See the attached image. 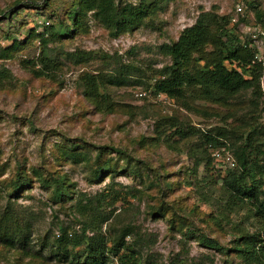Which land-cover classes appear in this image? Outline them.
<instances>
[{
	"label": "rangeland",
	"instance_id": "rangeland-1",
	"mask_svg": "<svg viewBox=\"0 0 264 264\" xmlns=\"http://www.w3.org/2000/svg\"><path fill=\"white\" fill-rule=\"evenodd\" d=\"M121 1L140 0H116ZM151 1L157 3L154 14L140 27L117 37L110 36L88 13L84 31L76 32L72 38L48 42L49 54L57 62L53 78H37L21 65L22 59L39 55L40 39L29 41L12 58L0 60V68L5 67L12 75L0 87V210L9 201L16 211L34 221L29 250L32 256L0 245V264H59L48 261V250L34 253L40 241L45 236L53 240L60 226L69 232L79 231V202L84 204L85 197L115 190L123 198L111 206H102L109 220L101 224V231L112 237L114 231L117 234L121 227L132 224L144 239L143 259L155 264H254L246 263L233 248L240 242V235L261 232L264 224L253 216L247 204L228 200L221 187L226 164L214 161L202 132L221 127L233 132L226 140L228 144H240L243 140L239 137L247 135L255 123L264 126V92L257 98L246 90L223 102L188 93L191 108L187 109L175 99L156 94L153 84L160 77L159 70L171 63L159 46L176 41L202 12L227 15L231 18L227 28L242 40L251 33L258 34L255 46L264 52V0ZM71 3L72 0H0V21L6 12L16 9L17 26L22 27L18 37L45 33V25L67 20ZM238 6L242 12L237 11ZM8 27L6 22L0 25L1 47L10 43L2 36ZM204 49L209 51L210 46ZM75 50L97 53L99 57L74 64L64 53ZM85 73H121L127 77L125 85L99 87L107 94L111 110L84 95L80 77ZM188 125L198 133L184 139L174 133L177 127ZM67 143L88 150L91 161L100 151L102 159L113 158L115 172H105L93 180V162L74 164L62 156V147ZM110 147L121 149L134 160L128 165L134 173L127 172L126 159ZM233 151L231 148L232 154ZM32 167L45 177L64 175L73 183L71 200L65 204L54 202L50 188L41 186ZM21 169L32 181L17 195L8 196V185ZM156 209H162L164 218L152 214ZM187 228L194 234H186ZM197 234L215 239L228 251L204 247ZM134 238L135 235L127 237V241L133 242Z\"/></svg>",
	"mask_w": 264,
	"mask_h": 264
},
{
	"label": "trees",
	"instance_id": "trees-1",
	"mask_svg": "<svg viewBox=\"0 0 264 264\" xmlns=\"http://www.w3.org/2000/svg\"><path fill=\"white\" fill-rule=\"evenodd\" d=\"M19 2H17L18 4ZM46 4V3H44ZM250 6L252 3H249ZM31 9L26 7L25 10ZM157 9V3L151 0H140L138 3L128 1L117 3L116 0H72L71 7L67 11V20H60L56 24L45 25V33H25L18 37L22 27L17 26L18 12L8 11L4 19L0 21L8 24L7 30L2 33L4 39L9 41L6 47L0 46V60H7L19 50L25 48L32 39H40L41 51L33 59H22L21 65L28 68L30 73L37 77L53 78L57 69L56 60L51 57L48 50V42L62 38H72L76 32L85 30L88 13L97 20L112 37L131 31L144 24ZM257 18L261 15L257 13ZM231 18L227 15H218L216 12H202L195 22L185 27L177 40L172 43H163L159 50L163 55L171 58V63L162 67L158 74L159 79L153 84L156 94H164L175 99L183 107L190 109L187 94L198 96L214 102H223L236 97L243 91L251 90L255 97L262 95L261 77L264 73L262 64L255 60L257 48L251 34L246 40L227 28ZM254 32V31H253ZM22 34V33H21ZM258 35V34H257ZM210 46V50L204 48ZM68 61L74 64L87 62L97 53L90 51H67L64 53ZM198 56V57H197ZM100 57L106 58L105 54ZM200 62V63H199ZM38 66V67H36ZM12 79V75L5 67L0 68V87L4 82ZM84 86V95L95 101L96 105H105V109L111 110L106 93L100 92L99 87L105 85H125L127 77L121 73L114 75H93L85 73L80 77ZM174 133L181 139L188 135L197 134L198 130L193 126L177 127ZM233 132L224 128L216 131L202 132L206 146L216 163L224 164L214 156L215 152L222 155L231 154L234 167L227 168V173L221 180V187L227 194L228 200L234 203L247 204L253 216L264 224V126L255 123L244 137L243 141L235 145L228 144ZM263 137V141L259 138ZM235 146V147H234ZM234 150L233 154L230 152ZM121 158L126 159L127 172L135 170L128 165L134 161L121 149L110 147ZM62 156L72 163L88 164L93 162V180L100 178L105 172L113 174L115 163L113 158L102 159L101 151L97 152L93 161L88 150H83L78 144L67 143L62 147ZM234 155V156H233ZM209 162V159L207 160ZM32 173L44 188H50L51 199L60 204H65L72 198L73 183L66 180L64 175L45 177L38 168L32 167ZM32 179L26 171L17 170L8 187L10 195H17ZM116 193V194H114ZM122 199L118 191L103 192L97 196L85 197V203L79 202L80 230L67 227H59V235L48 241L45 236L39 243V249L34 253L48 250L50 259L57 263L69 264H111L115 258V264H155L151 259H143L141 244L142 236L132 224L123 226L118 233L115 231L107 237L101 231V224L109 220L106 209L102 206H111L114 201ZM8 201L6 207L0 210V245L7 250H14L31 255V234L33 232V219L16 211ZM157 210V211H156ZM152 214L164 218L162 209H156ZM87 216V219L85 220ZM88 232V233H87ZM194 234L189 228L186 234ZM115 234V235H114ZM135 235L133 242H128L127 237ZM198 235V241L206 248L226 253L228 249L221 246L215 239ZM234 250L240 253L246 263L264 264V229L258 233L240 235Z\"/></svg>",
	"mask_w": 264,
	"mask_h": 264
},
{
	"label": "built area",
	"instance_id": "built-area-1",
	"mask_svg": "<svg viewBox=\"0 0 264 264\" xmlns=\"http://www.w3.org/2000/svg\"><path fill=\"white\" fill-rule=\"evenodd\" d=\"M237 11L238 12H242V8L240 6L237 7ZM252 39L254 40V45L256 44V37H257V34L256 33H252L251 35ZM256 48H257V53L255 54V60L260 62L262 64V66L264 67V52L263 51H259L258 50V45H256ZM261 89L262 91L264 92V73H263V76L261 78ZM214 156L218 159L222 158L224 161V164L228 165L229 167H234V160L231 156V154L229 153H226L225 155H222L221 153L219 152H215L214 153Z\"/></svg>",
	"mask_w": 264,
	"mask_h": 264
}]
</instances>
